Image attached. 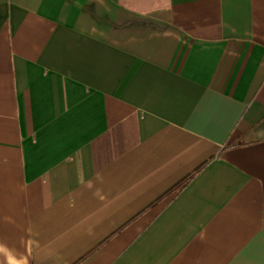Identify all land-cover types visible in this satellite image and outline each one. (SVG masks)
Returning <instances> with one entry per match:
<instances>
[{
	"label": "crops",
	"instance_id": "crops-1",
	"mask_svg": "<svg viewBox=\"0 0 264 264\" xmlns=\"http://www.w3.org/2000/svg\"><path fill=\"white\" fill-rule=\"evenodd\" d=\"M0 264H264V0H0Z\"/></svg>",
	"mask_w": 264,
	"mask_h": 264
}]
</instances>
